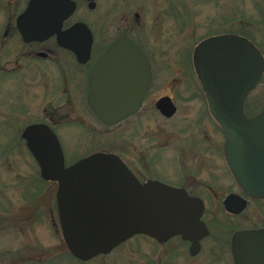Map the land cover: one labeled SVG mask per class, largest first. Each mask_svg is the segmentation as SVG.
<instances>
[{
  "label": "flooded vegetation",
  "instance_id": "flooded-vegetation-1",
  "mask_svg": "<svg viewBox=\"0 0 264 264\" xmlns=\"http://www.w3.org/2000/svg\"><path fill=\"white\" fill-rule=\"evenodd\" d=\"M29 1L0 0V99L4 101L0 108L7 112L10 105L24 107L23 85L27 79L38 85L44 79L45 89L50 87L51 80H57L58 85L48 94L56 102L49 103L41 118L34 122L46 123L57 135L61 147L59 129H77L74 147L79 153L69 161L65 159L66 165L94 152L113 153L141 183L160 181L183 188L188 195L202 201L200 219L208 232L195 244L180 234L164 241L145 234L128 238L144 235L149 242L150 247L145 251L136 243L132 246L135 256L143 257L142 264H264V196L248 194L235 180L225 157L226 135L209 109L193 59L199 42L224 34L247 38L264 57V40L254 33L260 27L264 39V7L260 8L257 20L234 6L245 0H236L231 12L227 10L209 18L206 32L186 44L182 34L191 31L188 37H192L199 27L197 5H220L222 0H166L170 6L165 0H107L108 6L105 0H72L74 10L62 22L61 30L76 23H84L87 30H76L68 37L75 48L70 49L57 43L56 34L44 40L27 41L22 37L17 18ZM120 1H129L128 7L122 8ZM152 1L162 8L156 6L157 12L149 13L146 18L144 8L149 9ZM223 1L227 4L228 0ZM260 1L252 0V3ZM174 4L176 12L171 11ZM188 9L193 10L194 19L185 12ZM163 24L166 28H162ZM120 38L139 48L149 63L151 78L139 107L118 121L107 123L88 101L89 73L108 46ZM160 42L175 50L172 56L161 50ZM170 68L175 74L167 87L165 79ZM263 80L264 71L243 99L247 117L264 110V93L260 87ZM8 82L16 85V91L5 88ZM178 100L200 101L198 115L192 120L194 124H180L177 129L170 128L175 125L164 126L157 135L144 127L143 122L153 114L166 121L173 118L179 109ZM172 105L174 110L166 114ZM203 121L209 123L213 135L203 133ZM122 123L127 124L116 129ZM163 159H170L166 167L162 165ZM249 231L257 235L234 238L237 232Z\"/></svg>",
  "mask_w": 264,
  "mask_h": 264
},
{
  "label": "water",
  "instance_id": "water-1",
  "mask_svg": "<svg viewBox=\"0 0 264 264\" xmlns=\"http://www.w3.org/2000/svg\"><path fill=\"white\" fill-rule=\"evenodd\" d=\"M74 7L72 0H30L17 18L22 37L44 40L56 34L59 45L75 49L68 37L87 30L86 25L61 30ZM193 59L209 109L226 135L224 152L235 180L248 194L264 196V110L253 117L243 112L245 95L264 71V57L247 38L224 34L199 42ZM150 78L139 48L120 38L92 66L88 101L102 120L113 123L139 107ZM20 136L41 178L56 183L58 224L75 258L106 254L135 234L158 241L180 234L193 245L208 232L200 219L202 201L183 188L156 180L141 183L113 153L94 152L66 165L57 135L44 122L28 123ZM256 235L237 232L234 238Z\"/></svg>",
  "mask_w": 264,
  "mask_h": 264
},
{
  "label": "rangeland",
  "instance_id": "rangeland-1",
  "mask_svg": "<svg viewBox=\"0 0 264 264\" xmlns=\"http://www.w3.org/2000/svg\"><path fill=\"white\" fill-rule=\"evenodd\" d=\"M173 1L176 2V0ZM120 2L122 3V8L128 7L129 1ZM225 2L222 0L220 5L213 3H201L197 5L196 16L199 27L197 29L195 28V35L192 37H188L191 31L184 35L182 34V38H184L186 44L206 32V24L209 18L215 15L217 16L220 12L232 11L231 8L233 7L231 6L236 0H228L227 4ZM104 3L105 6L110 5L107 0ZM152 4L149 9L146 10L144 8L146 18L149 17V13L154 14L157 12L156 6L162 8L160 4L157 5L154 2ZM168 5L170 6L171 3L168 2ZM176 6V4L171 6L172 12H176ZM234 6L241 7L244 13L246 12L250 17L259 20V10H262L260 8L264 7V1L261 0L260 3L253 4L252 0H245L244 2L238 3V5L234 4ZM185 12L188 13L187 15L191 19H194L195 16L192 9L185 10ZM162 28H166L164 24ZM254 33L259 39L264 40L260 27L258 29L256 28ZM160 43L162 44L158 43V45L162 47L161 50L170 52L168 54L172 56L175 50L173 48L171 49L166 42ZM175 44H179V40L178 42L175 40ZM164 58H166L165 54ZM41 64L45 65L43 63ZM174 74L175 70L173 68L168 69L167 78L165 79L167 87L171 85V78ZM43 81L44 79L40 80V85L36 84L33 79H27L25 81L23 85L24 107L10 105L7 107V112L4 108H0V264H142L143 257H136L132 246L136 243V245L138 244L143 249L142 251H145L150 247V244L144 236L138 235L133 240H125L108 255H97L85 261L69 256L63 258L62 253H66L68 249L61 235L56 206L53 209L50 204L51 199L53 197L55 198V182L46 186V195L40 198L42 200L41 207L39 210H35L36 212L22 201L20 192L21 185L18 186L19 182H17V179L22 178V175L35 174L37 167L35 161L28 153L27 148L24 147L22 153L12 151L13 149L17 150L18 147L20 148L19 144L22 145V142L17 145V140L11 141L10 137L16 135L19 128L20 132L25 125L41 118V113H44L43 109L49 103L54 104L56 102V99L48 94L58 85V81L51 80L52 83L48 89L44 88L45 84ZM7 86L9 90L16 91V85L8 82L5 88ZM260 87H262L264 93V80ZM167 89L164 88V90ZM38 92L40 95L37 94ZM1 96L2 92L0 90V98ZM3 103L4 101L0 99V107L3 106ZM178 105V112L170 120L166 121L159 115L153 114L151 119L143 122L144 127L157 135L158 133L160 134L159 130L163 129L164 126L175 125L170 128L177 129L180 124H194L192 120L198 115L201 105L200 101L187 102L178 100ZM126 124L122 123L116 129ZM202 131L204 134L210 133L213 135L211 126L207 121L202 122ZM78 133L74 127H62L59 129L64 156L68 161L79 153L74 147ZM125 137H127V134ZM161 139L162 137L160 136L159 140ZM10 142L16 144L17 146L14 145L16 148H13L9 144ZM169 161L170 159H163L162 165L166 167L170 163ZM40 211L42 215L39 216L38 212Z\"/></svg>",
  "mask_w": 264,
  "mask_h": 264
},
{
  "label": "trees",
  "instance_id": "trees-1",
  "mask_svg": "<svg viewBox=\"0 0 264 264\" xmlns=\"http://www.w3.org/2000/svg\"><path fill=\"white\" fill-rule=\"evenodd\" d=\"M19 129H18L16 135H13L12 137H10V140L11 141L17 140L16 141L17 145L22 142V145L19 144L20 148L18 147L17 150H14V149L12 150V151H18L19 153L20 152L22 153L23 148L24 147L27 148V146H26L24 140L20 136ZM9 144L11 146H13V148H16V146H17L16 144H13L12 142H10ZM14 145H16V146H14ZM27 150H28V153L33 158V160L35 161V164L37 167V169H36L37 172L35 174L22 175V178L17 179V182H19L18 186L21 185L20 192L22 195V201L26 205H28L29 207L34 209V211H35V210H39V208L41 207L42 200L40 198H42L43 196L45 197L46 186H48L49 184L54 183V182L46 181V180H43L41 178L38 163H37L36 159L34 158V156L32 155V153L30 152V150L28 148H27ZM50 202H51L50 204L52 205V207L54 209V207L56 206L55 198L53 197ZM38 213H39V216L42 215L41 211ZM141 236H144V235H141ZM62 256H63V258H65L66 256L74 257L69 253V251H67L66 253L63 252ZM76 259H78V258H76Z\"/></svg>",
  "mask_w": 264,
  "mask_h": 264
}]
</instances>
